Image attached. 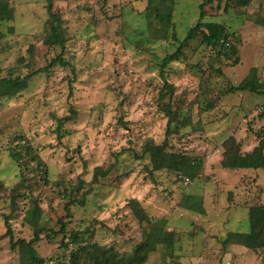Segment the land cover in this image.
<instances>
[{
	"label": "rangeland",
	"instance_id": "rangeland-1",
	"mask_svg": "<svg viewBox=\"0 0 264 264\" xmlns=\"http://www.w3.org/2000/svg\"><path fill=\"white\" fill-rule=\"evenodd\" d=\"M2 1L12 17L0 14L1 75L29 78L25 88L0 95V264H31L25 246H10L5 219L13 241H28L38 229L39 258L63 251L61 220L65 236L74 232L81 244L129 252L147 226L126 206L132 198L152 220L165 218L175 238L171 254L157 242L142 264H264V248L227 241L230 233L248 232V208L264 204V169L220 165L230 136L244 153L264 130V118L257 117L264 94L230 91L251 76L264 91V26L258 23L264 0L246 6L210 0L201 21L224 24L234 33L229 46L218 53L220 43L206 45L197 32L179 59L165 65L163 58L198 21L202 0H172L168 22L155 15L166 11L168 0ZM52 23L63 47L47 40ZM60 53L68 65L37 71ZM167 103L174 116L166 134ZM19 136L40 156L41 168L27 157L20 166L11 159ZM150 139L200 158L197 176L185 182L172 170H153L142 148ZM97 166L110 169L92 183ZM189 195L199 197L204 213L191 208ZM35 206L40 217L31 224Z\"/></svg>",
	"mask_w": 264,
	"mask_h": 264
},
{
	"label": "trees",
	"instance_id": "trees-1",
	"mask_svg": "<svg viewBox=\"0 0 264 264\" xmlns=\"http://www.w3.org/2000/svg\"><path fill=\"white\" fill-rule=\"evenodd\" d=\"M152 1V0H149ZM170 3L167 5V9L164 12H160V9L155 10V15L161 21L168 22L171 18V2L172 0H168ZM210 0H202L199 5V19L190 27L184 37L180 41L178 49L175 50L171 54H167L163 58V65L172 60L179 59V56L183 54L182 48L186 44V42L190 39L194 38L195 33L199 32L202 35V41L211 47L216 46V44L220 43V48L218 53H222L221 49L229 46V37L234 36V33L226 32V27L222 23L218 22H210V21H201L203 18V11L201 10L203 6L208 3ZM251 0H236L237 5L246 6L249 4ZM5 13L7 15V19H11L12 17V9L7 6L5 2L0 3V14ZM54 17V15L52 16ZM1 19V16H0ZM51 22V21H49ZM258 23L264 26V16H262ZM47 40L51 43H56L61 47L64 46L63 40L61 38V33L59 31L58 23L49 25V32L47 33ZM232 53L236 52V49L231 47L230 49ZM55 65H68V62L62 57V53L53 57L49 64L42 69H38L37 71L44 70L48 67H53ZM2 68L0 67V95H12L19 90L25 88L27 86V80L29 76H2L1 75ZM165 87L169 90L171 94L172 86L170 84H164ZM261 84L258 82V79L254 76L250 78H246L241 81L237 86L231 87L230 91L235 90H248L251 92H256L259 94H264V91L260 89ZM163 93H160V96ZM163 109L168 116L166 134L170 132L172 129L171 122L174 116L173 111L170 108L169 103L163 105ZM257 117L259 119L264 118V110L261 111ZM62 119L59 120L58 127H61ZM256 137L258 139L257 144L248 152L242 153L240 151L239 146H237L236 140L233 136H230L227 140L224 141V150L222 151V158L220 160V165L224 168H253V169H264V130L259 129L256 132ZM20 141L16 143V148L10 151L11 159L20 166L23 157H27L30 160H35L39 168L44 163L41 162L40 156L34 152V148L30 146L28 139L25 137L19 136ZM165 141L162 144H155L151 139L146 141L142 148L143 153L148 154L152 169H169L177 173V175L184 179L194 178L199 173L202 167V160L198 157H190L187 154H183L180 152L168 150L165 148ZM110 169L108 166L106 169H103L101 166H97L94 168V175L91 180L92 183H96L98 177H105ZM42 170L46 172L44 166H42ZM78 185L76 184L77 189ZM66 188H64V193L66 192ZM90 189L87 188L86 192H83L81 196L76 200L80 205H84L85 202V194L88 193ZM187 197V198H186ZM185 199L190 203L191 208L193 210L200 211L204 213V209L201 205L199 197L196 196H186ZM184 201V205H185ZM72 204L71 201H67L65 203L66 216H70L71 210L69 205ZM126 206L130 209L132 214L137 218L138 222H146L147 226L142 228L141 231V239L129 252H119L112 246H101L97 243L92 244H81V238L78 234L72 232L68 236H65V222L61 220V229L60 231L64 232V236L62 237L61 242L64 246L65 242L64 238H68L70 242L75 243L76 249L72 253L71 261L72 264H142L148 253L154 250L155 244L157 242H161L164 246L165 251L168 254L172 253V246L174 245V235L171 231H168L164 228L166 219L158 218L152 220L148 216L145 215V212L140 205L139 201L136 199H130L126 202ZM40 217V209L35 206L30 215L28 217L29 223H34L38 221ZM27 219V217H26ZM248 220L250 229L245 233H230L228 234V240H234L235 243H239L247 248L256 250L259 248H264V204L252 205L248 208ZM5 224L7 227V235L10 236V246L15 247L16 244L23 245L27 248V254L31 264H42L44 258H39L36 255L35 248L33 247L34 242L38 238L39 232L36 228L34 231V236L25 241L24 239H18L13 241V235L8 225V220L5 219Z\"/></svg>",
	"mask_w": 264,
	"mask_h": 264
},
{
	"label": "built area",
	"instance_id": "built-area-1",
	"mask_svg": "<svg viewBox=\"0 0 264 264\" xmlns=\"http://www.w3.org/2000/svg\"><path fill=\"white\" fill-rule=\"evenodd\" d=\"M183 180L187 182L188 178L185 177ZM64 241L66 246L64 247L63 251L59 255L45 257L42 264H72V253L76 249L77 245L73 242H70L68 238H65Z\"/></svg>",
	"mask_w": 264,
	"mask_h": 264
}]
</instances>
